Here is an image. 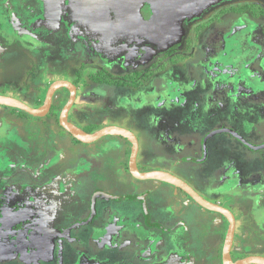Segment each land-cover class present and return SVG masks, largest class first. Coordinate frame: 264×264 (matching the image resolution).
Masks as SVG:
<instances>
[{"label":"rangeland","instance_id":"rangeland-1","mask_svg":"<svg viewBox=\"0 0 264 264\" xmlns=\"http://www.w3.org/2000/svg\"><path fill=\"white\" fill-rule=\"evenodd\" d=\"M253 3L260 5L259 14H254L255 12L251 10L250 6ZM242 5L247 6V9L243 10ZM220 7H227L226 10L229 11L223 14L221 11L215 13ZM204 19L208 20L198 24ZM241 19L243 24L247 25L248 31L243 28V32H246L239 36V41L225 39L224 53L222 54V51L220 56L216 54L209 62H203V51L205 52L206 47L209 46L214 32L220 33L226 26L239 25ZM221 23L224 25L221 26ZM233 31L234 28L229 32ZM161 34L167 37L158 41ZM233 34L236 35V33ZM185 39L187 43L184 44V49L183 44H180L182 50L179 55L182 59L175 54L165 57L169 61L160 57L162 52H165L163 50L169 48L166 45L182 43L181 41ZM143 48L146 53L147 50H153L150 60L149 58L144 61L137 59V55L144 51ZM191 48L192 51L195 48L194 58L188 55L182 57ZM172 58L176 60L179 58V61H170ZM243 59L248 60L247 74L242 68L239 70L245 76L234 72L231 76H220L232 64ZM0 61V94L14 91L13 95L18 99L38 106L43 102L44 94L54 80H76L79 99L73 108L75 111L72 110L74 113L72 116L80 122L81 126H85L92 132L106 124L130 129L142 142L143 152L149 150L148 141L152 142L154 147L158 151L161 150L160 152L167 158L166 160L162 157L164 160L162 165L166 169H172L173 173L186 180L210 201L219 200L223 195L229 199L227 193L221 192L222 186L233 189L234 194H238L236 191L239 189L246 192L249 189L254 190L256 194L257 191L252 187L258 186L264 190V161L260 156L258 158L256 156L257 149H262L264 152V0H18L17 2L0 0ZM148 69L151 72L154 71L155 76L158 77L153 79L149 77L143 80V83L140 82L137 72L134 71ZM177 69L178 76H176ZM145 76L147 77L146 73ZM127 79L134 82L136 80L141 84L133 86L131 82L129 85H118L115 82V80H122L126 84ZM177 88L184 89L186 97L179 95V99L176 100L177 96L173 93ZM231 89L234 91L242 89L246 97L249 96L248 100L245 101L234 94L235 92H230ZM61 90L65 98L61 101L62 93H59L58 97L55 95L51 112L47 118L40 119L41 121L27 113H16L0 105V163L2 162L3 165L0 167V176L6 171V174L10 172L3 169L6 165L15 172H25L26 167H31V164L11 158L13 156L11 153L18 155L26 162L45 166L48 169L46 173L44 172L46 169L38 172L35 168L34 175L37 182L42 183L47 178L53 179L56 169L54 171L52 164L59 162L60 159H65L66 156L69 158L71 155L72 166L80 167V159H84V156L88 154L97 156V147L99 151L103 149L100 147L109 136L101 137L91 144H78L71 141L70 149H64L61 143L55 142L58 135L63 134V129L61 130L53 120L56 119L58 110L67 97L66 90ZM103 91H106V94L102 95ZM257 98L259 101L255 102ZM182 99L186 104L185 121L176 117V112L168 111L167 113L163 109L164 104L167 105L169 102L182 104ZM156 101H160L163 105H155ZM192 108H196L195 115H191ZM80 111L83 113L81 114ZM79 113L81 115L77 116ZM195 116L196 124L194 125L195 122L190 120L195 119ZM175 118L181 121H177L178 125H174V128L173 126L163 127L167 130V132L163 131L167 149L162 143L159 147V133L152 123L159 119H166L167 123H173ZM48 124L51 128L47 126ZM229 132L231 137L229 138L228 135L219 142L221 145L213 148L214 139ZM192 136L194 144L190 142L192 145L189 148L186 142L192 139ZM112 140L116 142V139ZM41 143L47 145L45 149H42V152L47 154L41 156L42 163L39 164L37 157L41 153L39 149ZM113 144L114 142H111V145ZM162 146L164 147L161 149ZM180 146L181 150H179ZM106 147H104L105 151ZM110 148L113 147L110 146ZM190 153L194 157L190 158ZM62 154L63 157H61ZM152 154L158 158L157 153H153V148ZM176 156L181 160H177ZM175 159L177 163L171 168L172 161ZM140 163L145 165L146 162L142 159ZM146 165L149 167V163ZM59 168H62L63 172L71 171L66 170V167L59 166ZM205 171L209 182L213 180V183L217 185L221 179L224 182L222 186L212 188L207 181L202 184L201 178L205 177ZM256 171L258 175L255 174ZM225 175L227 179H223ZM64 176L69 181L74 175L68 173ZM68 181L60 183L53 194L49 191L44 194L38 193V197L53 199L54 207L48 210V218L34 221L40 215L44 216L41 206H37L29 213V215L32 214L29 217L30 221L35 222L31 225H27L28 218L21 215L22 212L19 211L18 199H23L24 192L14 186L9 187L10 191L9 189L0 191L3 199L9 204L11 197H18L14 202L18 206L15 212L7 214L4 205L0 204V258H2L0 264L14 262L19 254L23 256L25 264L40 262L38 255L32 253L26 256L20 249L23 246L28 248L32 245V241L33 245H43L44 237H48L47 241L51 242L50 245H58V248L60 240H63L64 249L68 252L74 251V248L77 251L78 248L81 249L77 245L81 244L79 240L72 239L70 234L64 238L60 235L56 238L55 235L47 234L45 230V228L49 232L60 230V226L57 227L56 224L62 220L61 213L66 212L67 209L76 210L80 206L75 201L69 200L70 190L66 186ZM151 182L148 181L149 184ZM137 183L144 182L137 181ZM250 184L252 187H248ZM149 191L157 198L162 197L161 192L152 190L151 187ZM230 193L235 200L231 201L233 203L226 201L224 197L221 201L233 211L242 207L244 209L242 213L247 216L248 225L251 227L245 225L247 229L243 233L248 232V235L243 237L240 250L234 252V258L241 256L244 258L245 255L253 252V249H258L245 248L246 245L257 247L258 244H254L250 238L257 242H264L263 210L257 206L259 200L256 201L254 196L240 193L236 199L235 195ZM4 196L7 197L4 198ZM114 201L112 199L108 202L112 204L111 208L114 207ZM84 204L89 203L85 201ZM234 204L239 208L236 209ZM115 210L119 211L116 207ZM71 214L69 213V216ZM12 215L20 219L14 221ZM116 216L118 220H115ZM122 217V213L118 212H115L112 217L114 220L112 222L119 225L121 229H123L121 226L124 224L127 226L128 222L124 223ZM172 217L168 214L165 220ZM196 218L203 219L198 210H196ZM94 220L86 224L85 230H91L90 237H96L94 240L98 245L99 234L104 230L108 234L110 232L109 227L101 224L100 218L97 217L96 221ZM18 222L20 226L17 225ZM109 222L111 223V220ZM205 224L209 225L208 222ZM24 225H26L25 228ZM14 227L19 229L23 227L17 236L13 235L16 230ZM147 230L154 232L155 226L150 225ZM197 232L196 236H199ZM75 235L72 234V236ZM149 236L152 235L149 234ZM140 239L143 241L142 238Z\"/></svg>","mask_w":264,"mask_h":264},{"label":"flooded vegetation","instance_id":"flooded-vegetation-1","mask_svg":"<svg viewBox=\"0 0 264 264\" xmlns=\"http://www.w3.org/2000/svg\"><path fill=\"white\" fill-rule=\"evenodd\" d=\"M12 1L17 2L18 0H12ZM258 4L255 5V3H253V5L250 6L251 10L255 12L254 14L260 13L259 12V10H260L259 6L260 5L257 6ZM226 9H227V7L217 8L215 13L219 12V11H221L222 14L227 13V11H229V10H226ZM235 9H237V8H235ZM242 9L243 10L247 9V6H243ZM231 10H234V8H231ZM208 19H210V18H208ZM208 19H206V20H208ZM206 20L205 19L200 20V22L199 23L197 22V23L198 24L204 23V22H206ZM220 22H221V20H220ZM238 24L239 25L235 24L234 27H230V26L225 25L226 26L225 28L222 27L223 30H221V32H220L221 34L219 32L217 33L216 31L214 32V34L212 35V38L209 42V46L206 47L205 52L203 51V58H202L204 60L203 62H206V61L209 62L211 60V58H213L214 55H216V54H218L220 56V53L222 51H223L222 52V54H223L224 49H226V47H224L226 40L227 41L230 40V41H234V42L239 41V36L241 34H244L246 31H248V29H246L247 25L243 24V20L241 22H239ZM222 25H224V24L221 23V26ZM232 28H234V31L232 33H230L229 31ZM243 28L246 29L245 32H243ZM233 33H236V35H234ZM216 36L218 38L217 41H216ZM165 37H167V35H165ZM186 41H187V39H185V41H181L182 43H178V44H174V45H171V44L166 45L169 48L164 49L163 51H165V52H162L163 54H161L160 57H163V59H167L169 55L175 54V56H178V57H180V59H182L181 56L179 55V52H181V50H182L180 44H183V46H184L183 49H184L185 45L187 43ZM195 47H196V45H195ZM141 48H142V46H141ZM143 50H144V48H143ZM194 51H195V48L193 51L191 48L189 50V52H187L186 54H183L182 57H185V55H188L189 57L194 58V55H193ZM152 53H153V50H147V53L144 50L143 52H141L137 55V59L139 61H144V59L149 58V60H150L152 58V56H150ZM165 57H167V58H165ZM167 60L169 61V59H167ZM171 60H173V62H174L176 59L172 58V59H170V61ZM176 61H179V58ZM247 62H248L247 59H243L242 61H239L237 63L232 64L230 67H228L227 71L223 72V74H221L220 76H223V77L231 76L232 72L238 73L242 76H245L244 74L241 73L239 68H242L243 71L245 70V74H247L246 73V71H248L247 67H246ZM215 64H217V63H215ZM174 66L175 65H173V67ZM147 67H149V66H147ZM180 67H184V66H180ZM178 71L179 70L177 69L176 76L179 75ZM134 72H137V76L140 78V82H142V83H143V80H145V79L147 80V79H149V77L150 78L152 77V79L158 77V76H155L154 71L151 72V70H149V69L144 70V71L138 70V71H134ZM145 73L147 74V77L145 76ZM118 80H115V81H118ZM69 81L72 82L76 86V97H75V100H74L72 107L70 108V110L68 112V120L70 122H72L74 125L82 128L83 130H85L87 132H92L90 130H87L85 128V126H81L80 122L72 116L74 114V113H72V110L75 107V104L77 103V101L79 99V90H78V83L76 80L73 79V80H69ZM140 82H136V81L133 82V84H134L133 86H135V84H137V85L141 84ZM113 83H115V82H113ZM116 83L118 85H129V84H131V81L128 80L126 84L125 83L120 84L119 82H116ZM178 88L173 93V94H175V96H177L176 100L179 99V95H184V97H186V94H184L185 93L184 89L181 90V88H180V90H179ZM61 89L66 90L67 97H66L63 105L59 108L60 110H58V114L56 116L57 120L56 119H53V120L56 121L57 126L62 130L63 128L59 124V114H60L64 104L67 102V100L69 99V96H70V91L67 88L61 87L55 91V93L53 94L52 104H51L50 110L44 116V118L48 117L49 113L51 112V110L53 108V101H54L55 95H57V97H58L59 93H62L61 99H60L61 101L65 98V94L62 92ZM243 89L247 90V88H243ZM232 91H233V93L235 92L234 94H236L240 98L242 97L245 101L248 100L249 96L246 97V94H244L245 92L243 93L242 89H238L235 91H234V89H231L230 92H232ZM105 92L106 91H103L102 95L106 94ZM45 95H46V92H45L44 97H43L44 99H45ZM252 97L253 98H251V99L253 100L254 96L252 95ZM103 98H105V97H103ZM56 101H58V100L56 99ZM181 101H182V104L181 103L179 104V102H176V103L169 102L170 104L169 103H167V105L164 104V107L163 106L162 107L164 110H166L167 113H168V111L169 112L170 111L176 112V117L181 118V121L182 120L185 121L186 117L184 115V112H185L184 108H185L186 104L184 102V99H182ZM256 101H259V98H257L255 100V102ZM42 103H40L39 105H41ZM58 105H59V103H58ZM155 105L159 106V105H163V104H161L160 101L159 102L156 101ZM195 109L194 108L191 109L192 110L191 115L192 114L195 115V113H196ZM73 111H75V110H73ZM80 113L82 114L83 111H80ZM80 113L77 116H80L81 115ZM162 116L163 115H161V117ZM171 119H174V118H171ZM192 120L195 122L194 123V125H195L196 124V116H195V119H191L190 121H192ZM48 121H50V120H48ZM156 121H157V124L159 126H161L160 127L161 132H163V131L167 132V130L164 129L163 127L173 126V128H174V125H178L179 124L178 122H181L179 120H176V118H175V122H173V123H171V122L167 123L166 119H162V120L159 119ZM106 125H110V124H106ZM106 125H103V127ZM156 129H157V131H160L159 128H156ZM171 130H169V131H171ZM93 131H95V130H93ZM164 132H163V134H164ZM230 134H231V132L225 133V134H223V136H222V134L220 136H217L218 138L214 139L213 148H215V146L218 147L219 145H221V144H219V142L221 140H223L225 137H227L228 135L230 138L231 137ZM136 137L138 139L139 148H140V146H142V142L139 141V138L137 135H136ZM158 137H159L160 141L164 140V143H162V142L161 143L164 144V146H166L167 144L165 143V139L161 138V136H159V135H158ZM164 138H166V136H164ZM112 139H116V142H115V140H112ZM71 141L78 143V144H81V142L74 139L67 131H65L63 129V134L62 135L59 134L58 138L56 139L55 142H57L58 144L61 143V146L64 149L65 148L70 149L71 148L70 146H72V144L70 143ZM111 142H114V144L111 145ZM161 143L159 144V147H160ZM183 143H184V141H183ZM52 144H53V142H52ZM82 144H85V143H82ZM101 146L102 147H100V148H103L101 151H99L98 147L96 148L97 156H93L91 154H88V155L84 156V159H80L79 163L81 164L80 165L81 168L77 167V166L76 167L72 166L73 157L71 155H69L70 156L69 158H66L67 157L66 156L65 159L64 158H62L60 160L58 159L59 162H55L52 164V165H54L53 166L54 171L56 169V172L53 173V174H55L53 176V179L47 178L42 183L37 182V178L34 174L36 173L35 172L36 169L38 172L44 171L46 169L45 166H42V164H40V163H42V160H41L42 157L41 156H43V155L45 156L47 153H43L42 155H41V153L39 154V157H37V162L40 165L37 166V164H36L33 171H31L30 170L31 167L28 166V167H26L25 172L17 171L15 174L11 173V172L9 174H6L7 173V171H6V173H5L6 176H3L5 174H2L0 176V178L3 177L2 178L3 180L0 182V184L6 182L7 180L14 179L18 182V185H19L16 187V189L24 192L23 193V199H21V198L18 199V197H16V198L11 197V203L10 204L7 203L4 199H1L2 196L0 197V204L4 205L5 212H7V214H8L9 212L17 211L18 206L14 202L17 201L16 199H18L20 202L19 211L22 212L21 215L28 218L26 221L28 223L27 225H31L32 221H30L31 218L29 219V217L32 216V214L29 215V213L34 211L37 208V206H41L42 213L44 214V216L40 215L38 217V219H36L34 221H38L39 219L45 220L46 218H48V210L50 208L54 207L53 199L49 200L48 198L38 197L37 196L38 193L44 194V193H47L46 191H49L53 194V191L55 192L57 190V188H59L60 183L68 181V179L65 178V176H64L65 174L72 173L74 175L70 178V180L66 184V186L68 188L67 187H65V188L70 190L69 191V194H70L69 200H71L73 202L75 201V203L79 204L80 206L77 207L76 210L75 209H72V210L67 209L66 212L61 213V215L63 216L61 218L62 220L56 224L57 227L60 226V228H61L60 230H58L57 232H55V231L49 232L46 230V228H45V230L47 231V234L55 235L56 238L59 237V235H60V237L64 238V236L70 234L72 239L79 240V243H81V244H77V245L80 246L81 249L78 248V251H77L74 248V251L68 252V250L64 249L63 240H60V243H59L60 246L58 248V245L57 246L50 245L51 242L47 241L48 237H44L45 239L42 240L43 245H37V246H36V244L33 245V243H32L33 241H32L31 242L32 245H29L28 248L23 246V248L20 249L21 252L26 256H29L32 253L39 256L38 260L40 259V262L39 261L36 263L34 262V264H141V262L144 260L143 257H136L135 255H133V251L138 246V244H137V242L139 241L138 237L139 236L142 237V234H143V237L146 238L145 236H146L147 232H145L144 229H146V227L148 228V226L150 225V221H152L151 220L152 215H150L149 212H147V211L150 209V207L156 206L159 203H158L157 199L154 198L155 195L151 196V194L149 193L150 191L147 190L149 188L146 185L140 186L139 188L134 187V185L137 183V181H136L137 179H135L129 172V159H130V154H131V143L126 138H124L122 136H109V138ZM110 146H112L113 148H110ZM104 147H106V149L108 151L111 150L110 153H107L108 151L107 150L105 151ZM160 151H158L155 147L154 152L157 153L158 157L163 154ZM138 152H139V150H138ZM63 156L64 155L62 154L61 157H63ZM256 156H257V158H258V156H260L262 161H264V152L262 151V149L256 150ZM96 157H99V158H96ZM123 157H125V159H124L125 163L124 164L121 163V160L123 159ZM151 157L157 159L153 154L151 155ZM93 158H94V160H93ZM176 158H178V156H176ZM89 159L93 160V161H90ZM104 159L112 161V163L110 165L112 167L105 174L100 173L98 171L99 168H102L101 163ZM86 161H90V162L88 163ZM173 162L177 163L176 159ZM263 163H261V165ZM136 164H137V167L140 171H143V170L146 171L149 169V167H145V166L140 167L139 166L138 154L136 157ZM2 166L3 165L1 162L0 167H2ZM59 166L66 167L67 168L66 170L70 169L71 171L63 172V171H61L62 168H59ZM171 168H173V167H171ZM57 169L59 171H57ZM47 170L48 169H46L44 172L46 173ZM150 170H152V169H149L148 171H150ZM171 170L168 169L166 171H169L170 173L178 176L177 174L173 173ZM22 175H23V177H22ZM204 175H205V177L201 178L202 184L204 183V181L209 182L208 179L206 178L207 177L206 171L204 172ZM179 178H181V177H179ZM225 178H227L226 175H225ZM225 178H223V179H225ZM18 179H20V180H18ZM181 179H183V178H181ZM148 180L149 179L139 180V181L148 182ZM184 181H186V180H184ZM219 181H221V179H219ZM209 183L211 184L210 186L212 188L214 186L219 185V182L217 183V185H215V183H213V180H211ZM38 184H40L39 187H38ZM138 184H142V183H138ZM155 188L153 187L152 190H154ZM252 188L257 191L258 196H256V201L259 200L257 202V206H259V208L263 210L262 211V218L264 221V190H263V188L260 189L259 186L258 187H252ZM9 191H10V189H9ZM138 192H139V194H138ZM139 195L141 196L138 199V201H140V203H141V207L139 209V215H136L137 214V212H136L131 217L132 219H134V221H131V220L127 219V217H130L131 213L135 210L136 202H134L133 200H137L134 198L139 196ZM255 195L256 194H254V197H255ZM151 197L153 199H151ZM112 199L115 200L114 201L115 204L113 205L114 207H112V209L116 207L119 210L118 213L119 214L122 213V215H123L122 219H123L124 223L128 221L127 226H125V224L123 226H121L123 229H121L119 227V225H117L115 222L114 223L112 222V220H113L112 217L115 215V211L113 214H110L109 210L111 209L112 204L108 203ZM81 200H82V202H80ZM85 201L88 202L89 204H84ZM38 203H42V204L38 205ZM86 206H88V207L86 208ZM15 208H17V209L15 210ZM102 209H106V211L104 212V211H102ZM230 210L234 214V217L237 218V214H238L237 212L238 211L237 210L233 211L232 209H230ZM69 213H72V214L69 216ZM155 213H156V215L160 214L157 210H155ZM241 213H240V215L238 214L240 217L243 216ZM99 215H101V216H99ZM97 217L101 219L102 225L103 224H105L106 226L108 225L109 232H110L108 234V233H105L104 231H102L101 234H99L98 240H100V243L98 245L96 244V242L94 243L93 241H91V242H93L94 244H91L90 242H87L83 238V237H85V238L90 237L92 232L89 229L85 230L86 224L91 222L93 219H95L94 221H96ZM12 218L14 219V221L20 219V217H17L16 215H12ZM236 218H235V221H237ZM116 219L118 220L117 216H116L115 220ZM109 220H111L110 224L108 223ZM224 220L228 226V221L225 218H224ZM129 221L131 223H129ZM17 225L20 226L19 222ZM17 225H15V226H17ZM238 225H240V224H238ZM245 225L243 227H245ZM25 226L26 225H24L23 227L25 228ZM23 227H20V229L14 227L16 230L14 231L13 235L17 236L22 231ZM83 227H84V229H82ZM248 227L251 228L249 225H248ZM64 229H66V230H65L64 234H62V231ZM234 233H235V231H234ZM72 234H76V235L72 236ZM134 234H136V235H134ZM132 235H134V236H132ZM109 239H111V240H109ZM92 240H94V239H92ZM159 243H160V241L157 239H155L153 244H150V241H147L145 243L146 244L145 250H147L148 247L157 249L160 247ZM252 248H258L257 250L253 249L255 251V254H253V255L264 256V242L261 245L258 244L257 247H252ZM102 255H104V256L102 257ZM231 256H232V254H231ZM248 256H250V255H248ZM22 257L23 256L19 254V258L16 257L15 262H13V263L25 264L24 263L25 260L22 259ZM0 259L2 260V258H0ZM5 264H12V262L11 263H5Z\"/></svg>","mask_w":264,"mask_h":264},{"label":"crops","instance_id":"crops-1","mask_svg":"<svg viewBox=\"0 0 264 264\" xmlns=\"http://www.w3.org/2000/svg\"><path fill=\"white\" fill-rule=\"evenodd\" d=\"M13 92L14 91H11V93L2 94V95H8V96L16 97L13 95ZM31 101H32V99H31ZM28 105H30L32 107L40 106V105L34 106V105H32V103L28 104ZM4 107L7 110H10V109L14 110V112H16V113H25V112H22L20 110H17L15 108H11L8 106H4ZM5 108H3V109L5 110ZM155 116L158 117L157 115H155ZM37 119H38V121H41L40 119H44V116L43 117H37ZM152 124H153L152 125L153 127H156V128L161 127L157 124L156 120H154V122ZM47 126L49 128H51V126L49 124ZM158 133H159V136H161V138L165 139L164 138L165 134H163L161 132V130L158 131ZM158 140L160 141L159 137H158ZM161 142L164 143V140L160 141V143ZM190 142L192 144H194V138H192L188 142H186V144L189 148H190V145H192V144H190ZM147 144H148L147 148H149V150L147 152L142 151V146H140V148H139V152H138V164H139V166L140 167H144V166L148 167L146 164L149 163V169H152V170H168V169H166V167H164L162 165V163L164 162L162 157L167 160L165 154L163 153L157 159L151 157L152 148H153V153H154L155 147H154L152 142L148 141ZM46 146L47 145L44 143H41L39 145V149H41V155L43 153H45V152H42V149H45ZM161 148H163V146ZM165 148L167 149V147H165ZM24 149H25V147L23 148V150ZM181 149H182V147L180 146L179 150H181ZM171 150H169V151H171ZM173 151H175L174 148H173ZM11 154L13 155V156H11V158H14L15 160L21 161L23 163L31 164L30 170L31 171L34 170L36 163L26 162L23 158L19 157L18 155L13 154V153H11ZM189 157L192 158V157H194V155L190 153ZM124 159H125V157H123V159L121 160L122 164L125 163ZM142 159H144V162H146L145 165L140 163V160H142ZM178 159L181 160L180 157H178L177 160ZM111 163H112V161L104 159L101 163L102 168H99L98 171L100 173L105 174L112 167V166H110ZM175 165H176V163H174L172 161L171 167H175ZM6 167L3 169L9 170L11 173H14V174L16 173L14 169L13 170L10 169V167L7 165H6ZM148 170H146V171H148ZM10 172H8V174ZM240 174H241V172H240ZM255 174L258 175V171H256ZM225 179H227V178H225ZM136 181H139V180H136ZM150 181H152L151 184H149L148 182H144L142 184L136 183L134 185V187L139 188L140 186L146 185L148 188H150V187L155 188L156 187L154 190L157 192H161L162 197L157 198L156 196H154V198L157 199L159 204L156 206L150 207V209L147 211V212H149L150 215H152V218H151L152 221H150V225L155 226V231L152 232L151 230L148 231L147 228L144 229V231L147 232V234L145 236L146 238H144L143 236L138 237V239L140 241L137 242L138 246L133 251V255H135L136 257H143L144 260L141 262V264H223L222 248H223V243H224V239L226 236V232L228 229L227 223H225L224 218L218 213L204 209L203 207L198 205L193 199H191L186 193H184L180 189L176 188L175 186H172L170 184H167V183H164V182L158 181V180H150ZM239 181L240 182L242 181L241 177L239 178ZM219 182L220 183L218 186H222V184L224 183L223 180H221ZM39 185L40 184H38V187H39ZM13 186L15 188L17 186H19L18 182L15 181L14 179L7 180L6 182L0 184V191H3V190L7 191L8 189L12 188ZM248 187H252L251 184ZM221 189H223V190H221L222 193L228 194L229 199H226V197H225L226 195H223L222 197L219 198V200L212 201V202L218 203L224 207L231 209L230 207H228V205L226 203H223V201H221V198L224 197V199L226 201L229 200L228 202L233 203L235 200H233L232 197L230 196V194H231L230 192L233 193V189H231V190L229 188L227 189L225 186L224 187L222 186ZM147 190H149V189H147ZM236 192H238V194L233 193L235 195L236 199L239 197L240 193L241 194L247 193L250 196H254V194H255L254 190H250V189L247 192L242 191V189H239ZM149 193L151 194V196H153V193H151V192H149ZM138 194H139V192H138ZM1 196H2V194H0V197ZM256 196H258L257 192H256ZM256 196H255V199H256ZM5 197H7V196H4V198ZM140 197L141 196L139 195V196L134 198L137 200H133L134 202H136L135 210L131 213L130 217H127V219H129L131 221H134V219L131 218L132 215H134L136 212H137L136 215H139V209L141 207V203H140V201H138V199ZM2 199H3V197H2ZM151 199H153V198L151 197ZM232 200H233V202H231ZM234 206L236 207V209L239 208L238 205L234 204ZM155 210H157L160 214L156 215ZM196 210H198V212L202 215L203 219H206V220H203L202 218H196ZM102 211H104V210L102 209ZM105 211H106V209H105ZM109 211H110V214H113L114 213L113 211L116 212L115 208H113V209L111 208ZM237 211H238L237 213L240 215V213L243 212L244 209L242 207H240V209H238ZM168 214H171L173 217L169 220H165ZM238 214H237V218L235 217L237 221H236V225H235V233H234L235 235H234L232 249H231L233 261L238 260L240 258H243L242 256L234 258V252L240 250L239 248L242 247L243 237L245 235H248V232L243 233V232H245V229H247V227L245 228L243 226L245 224L248 225V223H249L247 220V216L244 215L243 213H241L243 216L240 217ZM207 222L209 223V225L205 224ZM33 223L34 222L32 221L31 224H33ZM108 223L110 224V222H108ZM129 223H131V222L129 221ZM238 224H240V225H238ZM103 225H105V224H103ZM150 225H149V227H150ZM105 227H106V225H105ZM107 227H108V225H107ZM238 229H239V232H238ZM46 230L48 231L47 228H46ZM196 231H198L197 235L200 234L199 236H196ZM250 231H251V229L249 230V232ZM104 232H105V230H104ZM151 232L154 234H152ZM149 234H151L152 236H149ZM83 238L87 242L94 244L95 240H92V239H95L96 237H89V238L83 237ZM140 238H142V239L144 238L143 241H141ZM155 239L160 241V243H159L160 247L157 249L148 247L147 250H145V246H146L145 243L147 241H150V244H153ZM196 239H197V245H196ZM250 240H253L254 244H260L261 245L263 243L262 241L257 242L253 238H250ZM91 241H93L94 243ZM245 248L248 250V249H251L252 246L246 245ZM253 254H255V251L250 252L249 254L245 255V257L248 255H253ZM103 256L104 255H102V257ZM18 258H19V256H18Z\"/></svg>","mask_w":264,"mask_h":264},{"label":"water","instance_id":"water-1","mask_svg":"<svg viewBox=\"0 0 264 264\" xmlns=\"http://www.w3.org/2000/svg\"><path fill=\"white\" fill-rule=\"evenodd\" d=\"M165 37V34H161L158 41ZM61 87H65L70 91V96L67 102L64 104L59 114V124L67 131L74 139L81 143L90 144L104 136H122L131 143V154L129 159V172L137 180H158L175 186L186 193L191 199H193L198 205L209 211L215 212L223 216L228 221V229L224 239L222 248V261L223 264H264V256L262 255H250L244 258L233 261L231 256V249L234 239L235 231V217L232 211L218 203L212 202L203 197L197 190H195L189 183L179 178L178 176L170 173L166 170H150L140 171L136 164V157L139 150V142L136 135L124 127L117 125H106L93 132H87L82 128L74 125L68 120V112L72 107L76 97V86L67 80H55L52 82L46 91L43 104L38 107H32L26 102L8 95L0 94V105L15 108L22 112H25L34 117H43L50 110L52 104V98L55 91Z\"/></svg>","mask_w":264,"mask_h":264},{"label":"trees","instance_id":"trees-1","mask_svg":"<svg viewBox=\"0 0 264 264\" xmlns=\"http://www.w3.org/2000/svg\"><path fill=\"white\" fill-rule=\"evenodd\" d=\"M136 81V80H135ZM115 82H119L120 84H122L123 83V81L122 80H120V81H115ZM132 83L134 82V81H131Z\"/></svg>","mask_w":264,"mask_h":264}]
</instances>
